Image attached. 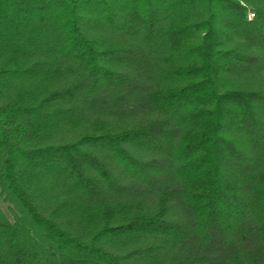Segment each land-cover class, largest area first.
<instances>
[{
	"label": "trees",
	"instance_id": "16d2710c",
	"mask_svg": "<svg viewBox=\"0 0 264 264\" xmlns=\"http://www.w3.org/2000/svg\"><path fill=\"white\" fill-rule=\"evenodd\" d=\"M0 264H264V0H0Z\"/></svg>",
	"mask_w": 264,
	"mask_h": 264
},
{
	"label": "built area",
	"instance_id": "2783aa9c",
	"mask_svg": "<svg viewBox=\"0 0 264 264\" xmlns=\"http://www.w3.org/2000/svg\"><path fill=\"white\" fill-rule=\"evenodd\" d=\"M249 17H250V19H252L254 17V15L253 14H250Z\"/></svg>",
	"mask_w": 264,
	"mask_h": 264
},
{
	"label": "rangeland",
	"instance_id": "374dc122",
	"mask_svg": "<svg viewBox=\"0 0 264 264\" xmlns=\"http://www.w3.org/2000/svg\"><path fill=\"white\" fill-rule=\"evenodd\" d=\"M250 14H252V13H250ZM250 14H249V15H250ZM249 19H250V17H249Z\"/></svg>",
	"mask_w": 264,
	"mask_h": 264
}]
</instances>
